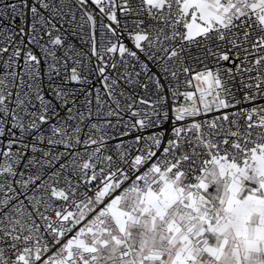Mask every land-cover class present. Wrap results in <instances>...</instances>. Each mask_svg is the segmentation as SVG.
I'll return each mask as SVG.
<instances>
[{
	"label": "snow or ice",
	"instance_id": "1",
	"mask_svg": "<svg viewBox=\"0 0 264 264\" xmlns=\"http://www.w3.org/2000/svg\"><path fill=\"white\" fill-rule=\"evenodd\" d=\"M0 264H264V0H0Z\"/></svg>",
	"mask_w": 264,
	"mask_h": 264
}]
</instances>
